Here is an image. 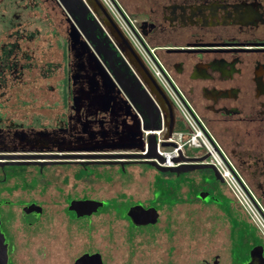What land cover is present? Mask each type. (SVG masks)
Masks as SVG:
<instances>
[{
    "label": "flooded vegetation",
    "instance_id": "obj_1",
    "mask_svg": "<svg viewBox=\"0 0 264 264\" xmlns=\"http://www.w3.org/2000/svg\"><path fill=\"white\" fill-rule=\"evenodd\" d=\"M111 1L153 48L264 222V0ZM30 16L61 37L62 47L51 38L46 50L26 46L22 25ZM69 25L57 0H0V264H58L49 241L61 228L67 264L84 254L109 264L113 240L120 264H264V237L244 211V222L217 221L212 182L195 177L204 170L216 178L212 169L160 171L146 162L155 158L130 156L149 152L154 133L144 130L159 129L160 121L144 128L146 120L128 106L92 49L71 46ZM178 119L175 113L173 131ZM157 145L156 138V152ZM179 159L177 165L204 164ZM148 171L147 189L129 192ZM114 180L120 189L100 197L94 184ZM194 186L205 193L194 197ZM210 196L209 222H188L173 211L182 204L203 208ZM102 198L116 204L106 206ZM84 199L103 205L77 215L70 202ZM90 227L106 229V242L74 251L73 232ZM156 243L164 253L155 259Z\"/></svg>",
    "mask_w": 264,
    "mask_h": 264
},
{
    "label": "water",
    "instance_id": "obj_2",
    "mask_svg": "<svg viewBox=\"0 0 264 264\" xmlns=\"http://www.w3.org/2000/svg\"><path fill=\"white\" fill-rule=\"evenodd\" d=\"M57 1L64 9L70 22L68 37L71 46L80 42L88 49H92V55L97 64L125 93L129 103L128 106L134 108L146 120L147 125L144 128L150 127L153 129L154 121H159L161 112L167 122V131L164 138H168L175 124L173 102L103 2L101 0ZM73 8L76 11H73ZM80 36L83 37L82 40H80ZM162 145L169 146L173 144L165 141L162 142ZM138 148L139 151L143 149L142 143ZM147 148L148 153H137L130 156L155 158L159 163L164 161V158L156 152V136L154 134L148 135ZM179 160V158L174 159L175 162ZM157 161L147 160L146 162L157 170L176 173L210 168L213 170L215 177L222 181L217 170L210 164H181L170 167L161 166ZM102 205L103 202L94 199L72 200L70 209L74 210L77 215H87L95 212ZM150 212L154 216L153 221H155L156 210L150 208ZM89 261H92L93 264H102L98 254H84L76 260L75 264L88 263Z\"/></svg>",
    "mask_w": 264,
    "mask_h": 264
},
{
    "label": "built area",
    "instance_id": "obj_3",
    "mask_svg": "<svg viewBox=\"0 0 264 264\" xmlns=\"http://www.w3.org/2000/svg\"><path fill=\"white\" fill-rule=\"evenodd\" d=\"M112 15L116 23L122 29L124 34L133 44L134 48L144 59L146 65L157 79L159 84L164 88L168 96L173 102L175 113L183 122L184 128L172 131L168 138H164V133L167 131L166 120L160 112L159 121L160 128L154 130H144V133L153 132L158 140L157 152L164 158L163 163L159 164L165 166H175L180 162H175V158L180 155L195 157L200 163L212 165L219 175L222 177L226 186L230 190L232 196L240 204L242 210L246 213L249 219L255 224L261 235L264 237V222L259 216L254 201L245 193L242 185L235 180L231 175L229 168L224 163L219 151L216 149L213 139L206 132L203 125H201L195 115L189 110L182 98L177 94L174 88L170 85L167 77L161 66L152 56L153 48L149 47L139 33L135 30L134 22L130 19L124 18L111 0H101ZM106 32V30H105ZM171 142L173 146L163 148L159 145L160 142Z\"/></svg>",
    "mask_w": 264,
    "mask_h": 264
},
{
    "label": "rangeland",
    "instance_id": "obj_4",
    "mask_svg": "<svg viewBox=\"0 0 264 264\" xmlns=\"http://www.w3.org/2000/svg\"><path fill=\"white\" fill-rule=\"evenodd\" d=\"M38 13L35 9H32L30 11L31 14H35ZM29 13V12H28ZM39 14V13H38ZM23 23V21H22ZM22 28H25L24 32H26V36H27V41H26V46L31 47H37V50H46L48 49L47 47L50 46L49 45V41L50 38L53 39V42L57 41V44L60 45V47H62V38L59 36H54L51 35L50 33V29H48L47 27H44L41 25V23L34 17V16H30L27 20H25L24 25H22ZM36 31V32H35ZM59 31L58 30V35H59ZM32 32V35L34 37H31L30 39L28 38L30 36V33ZM52 41V40H51ZM184 125L183 122L181 120H177L176 122V130L179 129H183ZM143 168H146L143 166ZM153 171H148L145 174L144 177V183H138V185H131V187L129 188V192H134L135 194L140 191H145L147 189L146 187V180L151 178V174ZM195 177L197 179H204L208 182H212V187H210V191L211 194L214 195V205H212L213 208L216 209L217 213H218V219L217 221H225V222H244L245 217L243 216V210L242 207L240 206V204L235 200V198L232 196L230 190L228 189V187L226 186L225 182H220L218 181L216 178H210L208 177L207 173L203 170H200V172H196L195 173ZM146 179V180H145ZM171 185V184H170ZM95 188L98 190V194L103 197H109L112 196L114 194V192L116 190L120 189V184L117 180H114L113 182H110L108 184L102 183H95L94 184ZM133 186H135V188H133ZM154 186H157L156 184H149V188H154ZM210 186V185H209ZM202 187L200 186H194V188L192 189V195L194 197H198L200 195V192H202ZM137 191V192H136ZM205 192H202V194ZM210 195V194H209ZM178 196V195H176ZM185 199L190 200L188 195H184ZM211 197H206V199L204 200V202L201 203V205L203 208H200L199 206H195V205H189V204H182V205H178L177 207H175L173 209L174 212H179V214H176L177 216H179L178 218L185 220V221H195V222H209L211 221L210 217H211V210H208V207H206V203L211 202ZM104 199V205L108 206V205H115L116 201L115 200H108V199ZM180 198V197H179ZM171 201H176L178 199L175 198H171ZM164 217L162 216V219ZM216 219H214L215 221ZM106 229L102 228V227H98L96 229H92V227H90L89 229H86V231L84 230H75L73 232V236L71 238V243H72V247L74 251L80 250L82 249L84 246H86L87 243H93V244H97L100 245L103 242H106L104 240L105 238V234H106ZM56 232V235H54L52 239V242H50V245L53 246V249L56 248V252H54V250L52 251V255H54L57 259V263L58 264H67L68 261V256H67V252H66V231L64 229H58ZM115 236V235H114ZM194 237H200V236H194ZM186 238L189 240L191 238V236L186 235ZM115 241L113 240V243L110 242V246L112 248L111 254V258L109 259V264H120L121 263V252L115 251ZM161 244V243H160ZM158 243L155 244V251H154V256L155 259L157 258L158 255L164 253L163 251V246H159V248L157 249ZM144 247L142 246L140 249H143ZM76 252H74L75 254ZM139 263H141V261L139 260Z\"/></svg>",
    "mask_w": 264,
    "mask_h": 264
}]
</instances>
